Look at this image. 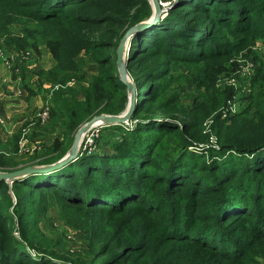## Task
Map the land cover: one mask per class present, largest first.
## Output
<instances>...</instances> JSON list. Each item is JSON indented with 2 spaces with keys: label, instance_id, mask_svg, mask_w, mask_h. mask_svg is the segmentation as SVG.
Instances as JSON below:
<instances>
[{
  "label": "trees",
  "instance_id": "16d2710c",
  "mask_svg": "<svg viewBox=\"0 0 264 264\" xmlns=\"http://www.w3.org/2000/svg\"><path fill=\"white\" fill-rule=\"evenodd\" d=\"M160 1L173 5V0ZM54 2L0 0V36L13 37L5 47L22 52L48 50L55 61L53 68L39 74L53 84L50 129L60 127L65 135L44 154L21 157L22 131L4 140L0 126L2 172L55 163L67 154L83 124L96 115L120 114L128 102L127 86L117 67V49L131 27L152 16L150 1ZM15 23L18 31L12 33ZM139 37L142 47L131 51L127 68L139 88V99L143 98L137 99L135 129L108 146L116 151L114 156L102 155L104 147L92 156L85 152L58 171L32 174L13 186L29 195L53 192L86 212L94 208L106 215H120L136 209L147 215V227L159 234V243L151 245L142 226L133 220L109 229L93 219L87 250L93 259L80 256L75 262L68 261L47 250L37 239V231L25 228L23 220L30 213L17 208L21 240L15 237L13 202L7 193L10 186L0 182V264H257L248 251L254 242H264V203L258 198V205H249L252 191L246 179L261 174L259 181H264L262 163L251 167L264 154V90L252 93L247 99L250 107L237 115L223 121L221 116L214 118L208 132L207 110L196 101L190 109L173 111L168 102L160 103L158 83L180 55L188 56L181 60L193 65L207 56L224 62L247 43H264V0H179L153 29ZM232 37L239 40L231 43ZM91 64L97 66L92 78ZM259 75L263 82L264 67L256 69L253 86ZM75 83L86 85L81 88L82 100L72 86ZM230 91L228 97L234 95ZM145 113L169 117L156 120L142 116ZM191 147L211 156L229 153L243 159L221 168L217 162L208 163L207 154L189 152ZM179 158L187 160L186 166ZM244 188L249 192L246 196ZM158 190L160 198L154 197L158 202L146 196Z\"/></svg>",
  "mask_w": 264,
  "mask_h": 264
},
{
  "label": "rangeland",
  "instance_id": "374dc122",
  "mask_svg": "<svg viewBox=\"0 0 264 264\" xmlns=\"http://www.w3.org/2000/svg\"><path fill=\"white\" fill-rule=\"evenodd\" d=\"M70 1L72 0H65L66 3ZM57 2L58 0H55L54 3ZM169 6L171 5L169 4ZM165 15L166 13L161 16L162 19L163 17H165ZM149 19L141 21L138 24L147 22L149 21ZM17 25L18 23H15L11 27L10 32L15 33L16 31H18L16 28ZM146 31L137 34L131 40L130 46L127 48L128 56L131 51L135 53L139 47H142L141 43H139L140 37H136L142 35ZM9 38L13 39L12 36H0V46L1 48L3 47V49L5 48L4 50L14 51L16 49H7V47H5V44L9 45ZM237 40H239V38L232 37L229 41L233 43L237 42ZM143 48L146 47L144 46ZM40 51V53L36 51H29L31 54L26 55V59L23 58L17 61L22 72L24 64H29V66H31V68L26 69L25 72H28L31 75L33 74V76L37 74L36 76L38 77L40 75L38 74V72L40 73L42 71H48L45 70V68L41 67H48L50 66V64H53V57L48 50L40 49ZM177 51L180 53V50ZM207 54H209V52H207L206 55ZM37 57L40 58L39 61H43L42 64L38 61ZM183 57L188 58V56L180 55L178 61L172 64L171 71L167 72L166 75L159 81V101L160 103L168 102L170 105L169 107L173 111H179L178 109H181L182 107L190 109L191 106L195 105L197 101L200 107L207 110L208 115L205 126L208 132L210 131V127L212 126L214 118L221 116V121L227 120V117H225V115H228L225 114V112L231 108L236 111L235 114L237 115V113H240L246 107H250V100L248 101L247 99L252 93L253 95H255L256 93L264 90V81H260V79H263L262 75H259V77L257 76L258 81L254 84V86L253 84H251V86L247 88L241 87L243 85V78L241 74L242 69L248 62L254 63L256 65V69L258 70L264 67V43L262 41H258L255 44L247 43L246 45L242 46L241 49L235 51L232 56L226 57L224 62L221 61V58L217 59L215 57L207 56L205 59L200 61L202 62L201 64L193 65L192 61H182L181 58ZM89 69L90 78H92L93 75H95L97 72V66L95 64H91L89 66ZM42 79L43 78H41V83H45V81ZM130 81L134 83L131 78ZM47 83V85H50L51 88L43 92L45 96L44 99H48L49 95H51L53 91V84L50 82ZM72 86L78 89V97L82 100L84 95L81 88L85 87L86 85L75 83ZM135 87L136 97L138 100H140L143 97H140L139 99V96H141V94L138 93V86L135 85ZM230 90L234 91V95H230V97H228L227 93L231 92ZM145 93L146 92H143V94ZM131 95V92H129L127 88L128 102L125 110L128 108ZM1 106L2 102L0 103V109ZM39 113L40 110L37 112L35 117L31 118L32 122H36V117ZM235 114L232 115L234 116ZM147 115L148 114L145 113L142 116L146 117ZM151 116L155 117L156 120L166 119L167 117H169L168 114L160 113L148 115V117ZM142 119L145 120L146 118L142 117ZM136 122L137 121L130 122V124L120 125L121 128L115 130L107 129L108 126L105 125L92 129L87 133L83 140L80 156H84L83 153L85 152V155L92 156L95 152L103 147L106 152L102 155L114 156V153L116 151H111L108 146L112 145V143L114 142H121L124 139V135L126 136L128 133L135 129L134 127L136 126ZM50 124L51 121L49 119L44 124H33V129L27 131V133H24V130H27L25 129V127L21 129L24 149L26 150L28 149V147L30 148V151H28V153H24L21 150V157H25L28 154L42 155L46 152L47 149L52 147L51 143L53 141L54 129H50ZM253 124H256V122H253ZM175 129L178 130L177 128ZM60 131L61 135H55V139H60L61 141H63L65 138V135L63 134L64 131L62 129H60ZM75 135L73 137V141ZM144 136L147 137L148 133H145ZM26 139L28 140V142L24 141ZM90 139H92L93 142H91ZM211 142L214 145L216 144L214 136L212 137ZM195 150L196 149L192 147L189 148V152L207 154V152H204L201 149H197L196 151ZM230 156H234L235 159L229 161L228 158ZM258 157H260L259 160L253 162V164H251V167L254 168L256 167V164L260 163L262 164L259 166L264 167V154ZM206 158L208 160V163L212 164L213 162H217L221 168H225L228 166L232 167L236 164H240L242 162L243 156L229 153H226L224 156L218 153H213V155L211 156V153H209L206 155ZM179 160H182L185 166L188 163L187 160H183V158H179L177 161ZM196 162L197 161L194 159V163ZM148 167L149 165L146 166V169H148ZM239 168H242V166ZM184 171L185 169L181 170V172L179 173H184ZM262 171L264 170H261V172ZM254 177L255 178L247 177L246 179V185H248L250 187L249 189L252 191L250 194L251 196H249L251 199H247V201L250 203V206L258 205V203L255 202V200L258 198L260 199V204L264 203V181H259L262 179L261 174L255 175ZM9 186L10 187L7 193L12 199L13 204L11 207V212L12 216L16 220V224L13 226L16 229L15 237L18 240H21V234L19 232L20 214L15 212V209L17 208L18 210L20 209V213H22L23 211L30 213L28 217L24 218L23 220L25 228L29 232L37 231L39 233V235H37V239L43 241L44 247H46L47 250L51 251V253H55L59 257L61 255L62 257H66L68 261L71 260L75 262L80 256L83 259H93V255L91 254V252H87L90 245L89 241L92 236L90 235V233L91 231H93V226L91 224V221L93 219L98 223L100 222L102 225L106 226L109 229H114L117 225L123 222H130V220H133L135 225L140 224L142 226L143 233L148 235V241L151 245L159 243V234L155 233L152 227H147V222L149 221L147 215L143 212L137 211L136 209H128L127 211L121 212L120 215H106L103 214L101 210L94 208H89V212H86L84 209H80L77 206H71L70 204L65 203V201L61 197H59L58 194H55L53 192L40 191L34 192L33 195H29V193L24 192L23 190L14 188L13 185L9 184ZM248 193L249 192L245 190V196L248 195ZM146 196H150L149 199H153L154 202H158L159 200L155 199L160 198L161 191H155L150 195L148 193ZM125 203H129L130 205L132 201H128ZM78 209L82 211L77 212ZM3 228L4 226H2V229ZM7 239L9 240V242H11L10 238ZM86 245L87 248L85 249ZM233 251L234 248H229V252ZM248 252L249 255L254 260H256L257 264H264V242H254L253 246L249 249Z\"/></svg>",
  "mask_w": 264,
  "mask_h": 264
},
{
  "label": "water",
  "instance_id": "95a60500",
  "mask_svg": "<svg viewBox=\"0 0 264 264\" xmlns=\"http://www.w3.org/2000/svg\"><path fill=\"white\" fill-rule=\"evenodd\" d=\"M153 8V14L149 21L131 27L120 41V45L117 49V67L119 70L120 80L127 86L128 91L131 92L130 102L128 108L117 115L100 114L92 118L86 124H84L77 131L73 144L67 154L52 164L40 165V166H29L21 168L11 172L0 171V182H6L13 185L15 182L22 181L26 177L37 174V173H52L60 170L66 165L70 164L79 159L81 146L83 140L88 132L92 129L100 126H112V125H125L130 124L133 120L134 112L137 107L136 87L133 82L130 81V75L128 73L127 63L128 54L125 51L124 46L130 44L131 40L139 33L149 30L148 27L152 28L161 19L162 15L165 14L171 7L177 4L179 0H173V5L169 6L170 3H163L160 0H149ZM166 16V15H165ZM164 18V17H163Z\"/></svg>",
  "mask_w": 264,
  "mask_h": 264
},
{
  "label": "crops",
  "instance_id": "0c3cea01",
  "mask_svg": "<svg viewBox=\"0 0 264 264\" xmlns=\"http://www.w3.org/2000/svg\"><path fill=\"white\" fill-rule=\"evenodd\" d=\"M37 58L39 61L40 58ZM39 62L41 64L43 63V61ZM52 62L53 64H50V66H43L41 68L50 70L55 65V61ZM23 66V83L16 84L12 80L10 72L0 63V99L2 102L0 118L4 121L0 126L2 129V138L4 140L21 132L23 127L28 131L33 129V124L35 123L31 121V118L35 117L37 112L43 108L46 103L43 92L51 88L44 79L42 80H44L45 83H41L40 75L37 77V74L33 76V74L31 75L25 72L26 69L31 68L29 64H24ZM6 78H9V81H6ZM13 90L15 94H11ZM57 134L61 135L59 128H56V131L53 132V141L51 145H53L56 140L55 135Z\"/></svg>",
  "mask_w": 264,
  "mask_h": 264
},
{
  "label": "built area",
  "instance_id": "2783aa9c",
  "mask_svg": "<svg viewBox=\"0 0 264 264\" xmlns=\"http://www.w3.org/2000/svg\"><path fill=\"white\" fill-rule=\"evenodd\" d=\"M4 49H3V47L1 48V46H0V63L10 72V75H12V80L16 84H21L23 82V75H22V70L20 69L17 61L20 59H23V58L26 59V55H30L31 53L29 51L28 52H22V51H17V50L7 51ZM255 73H256V65L252 62H248L243 67L242 73H241L242 78H243V85L241 86L242 88H247V87L251 86L252 81L255 77ZM6 81H9V78H6ZM11 94H15V91L14 90L11 91ZM51 95H49L48 99H46V103L43 106V108L40 110V113L36 117V122H34V123L44 124L45 122H47L50 119ZM0 103H1V99H0ZM235 113H236V111L233 110L232 108L225 112V114H227L228 116L235 114ZM228 116L225 115V117H228ZM3 123H4V121L2 120V118H0V124L2 125ZM27 131L28 130H24V133H27ZM90 140H91V142H93L92 139H90ZM24 141L28 142L27 139ZM21 150L24 153H28V151H30L29 147L26 150L24 149V142L22 143V139L20 141V154H21ZM28 155H32V154H28ZM28 155H26V156H28Z\"/></svg>",
  "mask_w": 264,
  "mask_h": 264
},
{
  "label": "bare ground",
  "instance_id": "6f19581e",
  "mask_svg": "<svg viewBox=\"0 0 264 264\" xmlns=\"http://www.w3.org/2000/svg\"><path fill=\"white\" fill-rule=\"evenodd\" d=\"M155 26V25H154ZM153 26V27H154ZM148 29H151L150 27H148ZM130 46V44H126V46H124V49H125V51L127 50V48Z\"/></svg>",
  "mask_w": 264,
  "mask_h": 264
}]
</instances>
